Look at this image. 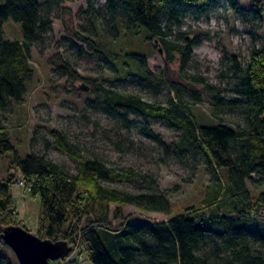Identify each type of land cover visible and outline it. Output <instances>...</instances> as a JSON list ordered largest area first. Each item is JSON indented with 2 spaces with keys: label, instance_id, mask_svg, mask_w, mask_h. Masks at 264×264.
<instances>
[{
  "label": "trees",
  "instance_id": "obj_1",
  "mask_svg": "<svg viewBox=\"0 0 264 264\" xmlns=\"http://www.w3.org/2000/svg\"><path fill=\"white\" fill-rule=\"evenodd\" d=\"M54 2L0 0V112L21 103L27 93L34 77L31 49L34 44L43 43L51 29L50 7ZM217 2L105 0L102 10L109 25L102 32L112 41L121 35L126 49L116 53L105 39L94 40L79 33L75 38L88 51L112 63L114 71L101 77H83L66 62L55 69L61 77L79 82L78 91L87 96V110L102 113L126 128L135 126L146 138L163 144L166 153L173 151L182 159L190 156L194 166L202 165L213 178L215 189L199 208L188 207L185 213L153 225L121 221L114 230L109 226L112 220L121 218L125 207L169 216V201L163 192L133 193L104 185L141 181L155 186L152 177L133 169L109 167L102 157L86 154L59 130L50 131L53 141L44 142V149L66 156L75 164L74 173L45 154L32 152L20 158L0 121V157L12 156L11 167L30 189L28 194L39 199L35 234L38 238L65 243L72 248L70 255L76 254L91 264H264V42L251 50L244 64L235 56L228 59L232 75L230 99L201 77H193L190 82L192 87H202L210 95L215 108L213 118L221 110L240 109L243 125H199L184 98L187 90L194 102L201 104L199 91L175 85L166 71L158 74L147 67L150 52L161 51L167 58L166 68L178 58L183 70L200 40L176 38L175 30L181 28V19L190 8L204 14ZM226 2L232 11L264 20V0H250V10L239 8L235 0ZM9 19L20 25V41L4 38L3 26ZM139 34L142 38L137 41L135 36ZM128 76L154 92L166 89L170 94L167 105L144 101L112 86ZM150 119L176 130L175 140L164 145L151 129ZM198 155L201 161L197 160ZM14 178L13 174L0 178V236L8 227L26 230L13 204ZM0 246L6 245L0 240ZM68 257L64 259L67 264H78ZM0 264L11 263L0 256Z\"/></svg>",
  "mask_w": 264,
  "mask_h": 264
},
{
  "label": "rangeland",
  "instance_id": "obj_2",
  "mask_svg": "<svg viewBox=\"0 0 264 264\" xmlns=\"http://www.w3.org/2000/svg\"><path fill=\"white\" fill-rule=\"evenodd\" d=\"M55 1L50 7L51 29L45 34L43 43L34 44L31 49L30 66L34 70V77L27 87V93L21 103L11 104L6 111L0 112V121L7 128L18 156L24 158L32 152L45 154L52 162L74 173L75 164L66 156L54 149H44V142L53 141L50 131L59 130L82 147L86 154L95 153L102 157L109 167L133 169L152 177L156 182L155 186L141 181L104 185L133 193L153 190L163 192L169 201V216L125 207L122 209L121 218L112 220L109 226L114 230L121 221L153 225L155 222H163L171 216L185 213L188 207L199 208L208 193L215 189L213 178L202 165L194 166L188 155L182 159L173 151L166 153L163 144L146 138L133 125L126 128L102 113L87 110V96L78 91L79 82H72L55 72L64 62L69 63L83 77H101L114 71L112 63L101 55L88 51L75 38V34L79 33L94 40L105 39L108 47L113 48L116 53L126 49V41L121 35L116 41H112L102 32V28L106 29V25H109L108 17L102 10L105 0ZM217 1V4L204 14L190 8L181 19V28L175 30L176 38L199 37L200 40V44L193 48L191 59L183 70L179 66L178 58L166 68L167 58L161 51L150 52L147 67L151 72L158 74L166 71L169 80L175 85L182 84L186 88L199 91L201 104H196L187 90L184 95L199 125H217L220 122L243 125L240 109L221 110L213 118L211 113L215 108L211 104L210 95L204 92L202 87L190 85L193 77H201L208 84L222 90L223 97L230 99L232 96L228 91L232 84V75L227 64L228 59L235 56L244 64L248 61L251 50L261 47L264 42V20H255L246 12L232 11L226 0ZM235 1L239 8L251 9L250 0ZM3 31L7 40L22 39L20 25L11 19L5 22ZM135 37L137 41L142 38L141 34ZM170 39L175 41L174 38ZM112 86L159 105H167L170 97L166 89L154 92L152 88L130 76ZM134 118L142 120L138 116ZM148 122L164 145L170 144L178 135L176 130L168 129L162 122L151 119ZM11 159V155L0 157V178H6L8 174L15 175L11 185L13 204L26 230L35 235L39 199L32 197L18 185L22 178L11 167ZM197 160L201 161V155H198ZM114 208L111 207L112 210ZM0 256L6 257L11 264H18L14 253L6 246H0ZM68 258L70 261L77 260L78 264H91L84 258H78L76 254H71Z\"/></svg>",
  "mask_w": 264,
  "mask_h": 264
},
{
  "label": "water",
  "instance_id": "obj_3",
  "mask_svg": "<svg viewBox=\"0 0 264 264\" xmlns=\"http://www.w3.org/2000/svg\"><path fill=\"white\" fill-rule=\"evenodd\" d=\"M0 240L14 253L18 264H50L67 258L72 252L65 243L42 240L22 227L6 228Z\"/></svg>",
  "mask_w": 264,
  "mask_h": 264
},
{
  "label": "built area",
  "instance_id": "obj_4",
  "mask_svg": "<svg viewBox=\"0 0 264 264\" xmlns=\"http://www.w3.org/2000/svg\"><path fill=\"white\" fill-rule=\"evenodd\" d=\"M18 185L21 187V188H24L27 192H29V188L27 187L26 183L23 181V180H20ZM59 264H67V260H60L58 261Z\"/></svg>",
  "mask_w": 264,
  "mask_h": 264
}]
</instances>
